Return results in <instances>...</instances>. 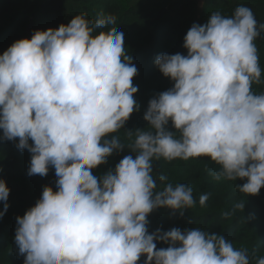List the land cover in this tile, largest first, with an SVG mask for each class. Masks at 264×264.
I'll use <instances>...</instances> for the list:
<instances>
[{
	"label": "clouds",
	"instance_id": "obj_1",
	"mask_svg": "<svg viewBox=\"0 0 264 264\" xmlns=\"http://www.w3.org/2000/svg\"><path fill=\"white\" fill-rule=\"evenodd\" d=\"M115 24L113 15H76L0 55V139L18 140L30 152L29 176L54 168L57 177L56 190L45 186L16 218L24 264H138L142 256L144 264H250L247 251L223 235L195 227L149 233L147 217L157 208L183 216L196 204L189 185L157 191L153 161L207 157L219 165L216 179L245 180L237 187L247 196L264 187V92L253 91L264 83L255 43L264 24L243 4L230 17L216 11L193 23L184 37L187 55L156 58L173 86L149 101L143 118L151 131H137L127 146L113 134L140 109L138 70L123 32L108 27ZM98 29L106 30L94 34ZM125 147L135 158L93 174ZM9 194L0 179V217ZM207 199L202 195L200 205ZM234 207L243 210L244 203Z\"/></svg>",
	"mask_w": 264,
	"mask_h": 264
},
{
	"label": "trees",
	"instance_id": "obj_2",
	"mask_svg": "<svg viewBox=\"0 0 264 264\" xmlns=\"http://www.w3.org/2000/svg\"><path fill=\"white\" fill-rule=\"evenodd\" d=\"M249 7L256 20L264 24V0H0V55L15 41L31 39L36 30L56 29L61 24L67 25L76 15L85 16L95 21L101 15H113L117 27L124 34L125 51L132 57L138 73L133 84L138 86L134 98L140 105L134 111L124 128L116 135L126 146L131 144L139 130L151 131L144 113L148 103L159 93L170 89L173 81L163 76L155 64L156 58L164 53L187 55L183 47L184 37L193 23L204 24L213 12L219 11L225 16H232L238 5ZM106 29H98L105 31ZM262 77L264 80V32L255 41ZM257 94L264 92V83L253 85ZM171 129V123L169 124ZM127 131H132L131 137ZM178 135V134H177ZM2 137V130H0ZM16 141L0 139V179L10 189L7 212L0 217V264H24V256L19 254L15 244L16 218L35 205L41 197L43 188L51 186L56 190L54 168L47 176H29L31 154L27 149L20 150ZM31 143V141H30ZM126 155H132L127 147L114 152L104 165L93 169V174L102 176ZM219 165L207 157L184 160L153 161V177L157 191L166 184H186L192 187L196 204L191 209L173 213L168 208H157L148 217V231L157 229L168 231L179 228L182 231L198 228L205 232L223 235L233 247L246 250L250 264L264 257V187L258 195L247 196L237 185L245 180L229 181L216 179L213 173ZM160 176L165 177L163 181ZM208 199L204 206L199 203L202 195ZM244 203V209L235 208ZM3 211V202H0ZM167 245L157 242V248ZM141 257L138 264H144Z\"/></svg>",
	"mask_w": 264,
	"mask_h": 264
}]
</instances>
